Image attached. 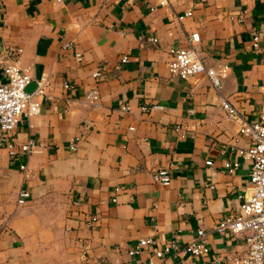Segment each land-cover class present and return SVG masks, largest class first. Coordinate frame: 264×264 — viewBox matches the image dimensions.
Instances as JSON below:
<instances>
[{"label": "crops", "instance_id": "crops-1", "mask_svg": "<svg viewBox=\"0 0 264 264\" xmlns=\"http://www.w3.org/2000/svg\"><path fill=\"white\" fill-rule=\"evenodd\" d=\"M251 31L262 32L256 50ZM192 32L207 68L227 65L221 96L256 120L264 113V0H0V56L21 49L27 93L47 84L39 114L22 117L9 139L31 141V153L0 147V264H140L197 230L206 233V256L160 264H231L217 260L240 255L243 241L213 228L249 196V162L235 154L249 141L203 76L180 80L166 68L168 49ZM92 89L98 101L88 106ZM149 105L161 110H140ZM226 162L237 166L228 172ZM156 169L167 171L168 185L151 181ZM21 191L28 198L17 205ZM142 238L153 245L128 256Z\"/></svg>", "mask_w": 264, "mask_h": 264}, {"label": "built area", "instance_id": "built-area-1", "mask_svg": "<svg viewBox=\"0 0 264 264\" xmlns=\"http://www.w3.org/2000/svg\"><path fill=\"white\" fill-rule=\"evenodd\" d=\"M162 5V2L160 3ZM188 13L178 16L176 20L180 22ZM250 46L253 50L257 49L258 42L261 39V31H251ZM151 44L156 43V39L148 40ZM199 36L192 32L185 36V45L182 47H170L167 51L169 61L167 63V72L169 76L180 80L201 75L209 85V88L217 96V104L224 117L237 125V132L245 137L249 143L246 148L237 149L235 154L249 162V196L239 205L230 215L222 218L214 226L213 230L218 234H229L238 237L243 241L244 249L239 256H224L218 262H227L231 264H264V113L258 115L256 120L248 122L230 104V102L220 94V81L225 78L227 65L217 64L214 67H206L204 58L197 49ZM70 45H64L69 48ZM0 56V147H4L13 155L15 151L28 156L34 145L31 141L14 146L9 139L13 135L21 118H31L39 114L40 102L37 97L43 94V88L47 85L43 79L35 82V88L27 93L26 87L31 83V78L26 69L20 68L19 58L20 48H7L2 51ZM76 62L80 61V56L75 55ZM120 62H125L121 58ZM92 79H99L100 73L95 72L91 75ZM63 89H69L68 84L62 85ZM88 106H94L98 101V92L92 89L85 96ZM121 111L128 110L127 107H121ZM142 112L151 110H161L160 106L149 105L141 107ZM75 146L70 147L74 150ZM210 165V162H206ZM236 163L226 162L224 168L231 172L236 168ZM23 178L28 177V171L25 165L18 167ZM151 181L161 186L169 183L167 171L165 169H156L150 174ZM117 191V189L115 190ZM28 198V193L21 191L18 194L16 203L23 205ZM112 202L115 200L112 199ZM75 206L80 205L79 201L73 202ZM97 222L95 216H89L85 224L93 228ZM206 233L203 230H197L194 237L179 244L175 240L163 242L159 248L154 249L152 254L140 262V264H160V261L170 256H189L204 257L208 248L206 245ZM153 242L150 238L139 239L135 246L127 251L128 256H139L145 249L151 247ZM215 261V262H217ZM159 262V263H158Z\"/></svg>", "mask_w": 264, "mask_h": 264}]
</instances>
